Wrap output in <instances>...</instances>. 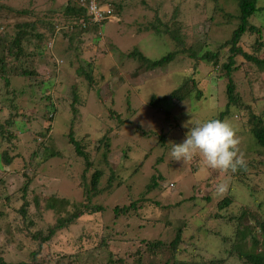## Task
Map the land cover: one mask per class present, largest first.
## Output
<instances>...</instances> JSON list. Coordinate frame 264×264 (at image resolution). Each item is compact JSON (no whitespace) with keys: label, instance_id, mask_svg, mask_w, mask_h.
Segmentation results:
<instances>
[{"label":"rangeland","instance_id":"1","mask_svg":"<svg viewBox=\"0 0 264 264\" xmlns=\"http://www.w3.org/2000/svg\"><path fill=\"white\" fill-rule=\"evenodd\" d=\"M0 1L12 14L7 20L9 34L19 21L51 16L60 22L66 16L67 0ZM121 1L123 12H116L119 19L105 22L101 33L71 37L61 25L50 35L40 26L44 39H32L34 55L29 58L36 74L12 76L8 87L0 76V128L4 132L0 134V157L7 151L13 158L9 166L0 159V257L13 264H109L111 259L116 264H249L243 256L252 251L248 237L236 236L235 227L222 224L219 215L238 216L263 201L264 173L249 164L244 175L225 174L206 169L199 158L183 163L170 157L173 144L182 143L192 125L214 119L225 109L227 76L204 60L193 68L195 61L186 53L155 70H146L130 56L138 49L150 59H159L176 48L167 35L152 30L151 23L158 21L176 17L182 23L185 48L198 50V56L208 49L204 43L229 38L232 27L212 13V0ZM119 2L115 0L116 10ZM24 9L32 13L19 16L13 12ZM223 9L237 13L231 3L223 2ZM253 21L259 25L264 18ZM254 39L249 36L247 42L253 44ZM235 66L232 79L238 103L222 121L236 130L240 152L248 162L254 153L264 156V148L256 146L247 126L251 114L264 118V71L240 59ZM84 71L93 77L92 85ZM193 73L195 86L187 79ZM185 79L184 90L192 96L151 105L153 96L169 95ZM46 80L52 82L50 99L42 96L39 87ZM49 100L57 109L53 121L46 116ZM70 127L75 138L86 144L96 169L104 170L101 194L91 201L102 205L103 211L83 214L57 231L34 255L39 241L33 233L39 229L46 233L58 215H67L85 203L80 186L85 165L68 143ZM104 143L109 146L106 160ZM52 151L55 157H45ZM92 171L86 173L88 180ZM110 173L115 178L108 185ZM158 176L162 178L158 186L147 191L151 178ZM27 179L30 185L24 194ZM225 181L227 192L218 195L216 185ZM224 197L233 202L220 210L218 203ZM25 200L28 209L23 217L19 209ZM133 202L135 207L128 208ZM120 207L128 210L117 209ZM248 220L253 227L254 219L249 216ZM178 228L182 229L183 245L175 257L163 249L159 254L143 252L137 262L136 251L146 241H171ZM225 237L231 240L223 241Z\"/></svg>","mask_w":264,"mask_h":264},{"label":"trees","instance_id":"2","mask_svg":"<svg viewBox=\"0 0 264 264\" xmlns=\"http://www.w3.org/2000/svg\"><path fill=\"white\" fill-rule=\"evenodd\" d=\"M122 1L120 0L119 4L116 5L117 10L114 7L115 0H99L100 4L109 3L112 5L114 12L118 11V14L123 12V7L121 6ZM213 2V14H218L222 17L226 24L231 25V33L229 38H226L223 42L210 44L209 42L204 43L208 49L204 51L201 56H198V50H195L193 47L185 48L184 44V33H182V23L176 19L172 18V21H158L157 23H151V28L156 35H167L168 38L175 42L176 48L164 55L159 59H150L145 56L138 49H134L130 54L131 57L137 58L146 70H155L161 66L170 64L173 62L180 53H186L189 57L194 59L195 63L193 68L198 66L199 60H204L216 66L217 70L223 72V75L227 76V85H226V94H227V104L225 109L219 113L214 119L223 120L224 117L228 116L230 113V107L238 103V98L235 95V83L232 79L233 71L237 69L236 60L251 62L259 70L264 71V23H259L257 25L253 20L261 17V20L264 18V0H212ZM223 2L231 3L235 5L237 13L224 12ZM8 6L1 3L0 1V76L5 79V87L11 84L10 78L12 76H34L36 70L32 67L33 63H30L31 56L34 55L31 50L32 39L42 40L44 36L42 32L38 31V28L42 26L45 30L49 32L50 35L57 33L59 26H65V34L72 33L71 37L78 36L84 32H97L100 33L101 28L98 24L92 23L90 17L87 14V11L84 6L78 4V0H67L64 7L63 20L54 21L51 16L48 17H37L33 21H19L15 23L12 27V33L7 32V27L10 22L7 20L9 17H12V14L9 13ZM223 11V12H222ZM19 16L29 15L32 12L24 10H13ZM117 14V13H116ZM175 16V15H174ZM212 16V15H211ZM213 18V16H212ZM157 20V19H156ZM263 22V21H262ZM60 30V29H59ZM63 30V29H62ZM61 30V31H62ZM149 30V28H147ZM69 31V32H68ZM255 41L252 44L247 42V37L253 36ZM100 36V35H99ZM97 38V37H96ZM73 39V38H71ZM38 46V44H37ZM43 47V46H42ZM250 48V49H249ZM30 64H29V63ZM90 66V63H89ZM87 79L92 85L93 77L90 73L86 71L83 72ZM194 73L189 76L187 79L193 81V85H196V80L193 78ZM183 81V85H180L177 89L170 92L169 95H166L162 98L152 97L150 103L152 106H155L156 102L160 100H183L185 97L192 96V92L185 91L184 87L188 84V80ZM41 94L44 98H51L52 82L49 80L40 81ZM89 85V86H90ZM47 87V89H46ZM8 89V88H7ZM76 91H74L75 93ZM11 94H14L12 92ZM49 96V97H48ZM76 93L74 94V100L77 99ZM196 96H200V92H196ZM49 98V99H50ZM50 101L49 107H46L48 113L46 114L48 121H53L55 118V112L57 109L52 105ZM75 112V109H73ZM248 132L251 134L255 141L256 146L264 148V118L262 115L251 114L247 120ZM49 130V128H48ZM51 133V132H50ZM50 133L46 135V139L50 137ZM0 134L4 135L3 130L0 128ZM68 143H71L75 150V155L80 157L85 169L83 171V181L80 182V186L83 188L85 194V203L81 204V207L75 208L72 212H69L67 215L60 216L58 215L56 222L53 225H50L45 233L43 230L39 229L33 233V238L39 241L38 249L34 252V255L39 254L43 244L49 243L52 238L55 236L57 231L73 224L75 220L81 217L83 214H94L103 211L102 205L92 204L91 201L93 197L101 194V189L99 188L100 181L104 175V170L95 167V162L90 158L89 153L86 151V148L80 140H77L74 136L73 129L70 127L68 132ZM159 140L161 144L164 141V135H161ZM105 151L102 156L103 159H107L109 146L107 143H104ZM49 147H46V150ZM57 154L55 152H47L45 157L51 158L55 157ZM252 160L246 162L245 168L238 169L235 173L236 175H244L249 169V164L253 168H257L259 172L264 173V156H261L258 153H254L251 157ZM0 159L2 162L9 166L12 163L13 158L8 155L7 151H2ZM93 171L91 173L90 179L88 180L86 173L88 170ZM115 178L114 173H110L108 179V185H111L112 179ZM162 178L158 176L157 178L152 177L150 183L147 184V191L155 189L158 186V180ZM30 179H27L23 184L24 194L27 191L28 186L30 185ZM79 185V184H78ZM253 191V190H252ZM66 199H59L57 201H65ZM67 202V201H65ZM230 197H224L218 203V208L220 210L228 207L232 204ZM37 204V199H35ZM57 203V202H56ZM38 205V204H37ZM49 207L52 205L47 204ZM136 202H133L129 205L130 207H135ZM254 205L255 209H251ZM249 205H247L248 207ZM127 207H120L121 211H127ZM28 209V201H24L21 208L19 209V214L23 217L26 216ZM116 209V210H117ZM225 212V211H224ZM118 214V212H116ZM219 217L223 221L222 224L227 226H234L236 236H239L241 239L248 237L249 243L251 244V250L243 254L247 259L249 264H264V198L263 201L255 202V204L250 205L243 214L238 216L227 215L220 213ZM251 216L254 219L255 224L253 227L248 226L249 220L248 217ZM31 224V222H30ZM219 233V232H218ZM217 233V234H218ZM228 237V236H227ZM223 241H230L231 239H226ZM250 238V239H249ZM183 245L182 240V229L178 228L176 231L175 237L171 241H163L160 239L146 241L142 247L138 248L136 254L139 256L136 258L137 262H141V253L148 252L150 254H159L163 249L170 251L173 257L176 256V252L179 251L180 246ZM229 253V252H228ZM120 263L123 260L120 258L118 260ZM0 264H13L6 262L0 257ZM109 264H116L112 259ZM175 264L178 262L175 261ZM179 264H189L187 262L181 261ZM191 264V263H190Z\"/></svg>","mask_w":264,"mask_h":264},{"label":"clouds","instance_id":"3","mask_svg":"<svg viewBox=\"0 0 264 264\" xmlns=\"http://www.w3.org/2000/svg\"><path fill=\"white\" fill-rule=\"evenodd\" d=\"M78 4L81 5L79 2ZM105 4H108L112 9L113 16L111 19L95 23L100 28L107 21L119 19L112 5L109 3ZM91 22L94 23L93 21ZM58 31L59 29H57ZM50 42L51 48L54 40L52 39ZM239 144L240 140L236 130L228 121L211 119L192 125L184 141L179 144H173L170 157L171 160L183 161V163L191 161L193 158H199L206 169L216 170L225 174L229 172L235 173L238 169L246 167V160L240 152ZM227 189L228 184L225 181L217 184L215 191L218 195H224Z\"/></svg>","mask_w":264,"mask_h":264},{"label":"built area","instance_id":"4","mask_svg":"<svg viewBox=\"0 0 264 264\" xmlns=\"http://www.w3.org/2000/svg\"><path fill=\"white\" fill-rule=\"evenodd\" d=\"M78 2L85 7L87 14L94 23L111 19L113 16V11L109 5L100 4L99 0H78ZM49 46H51V44H49Z\"/></svg>","mask_w":264,"mask_h":264}]
</instances>
